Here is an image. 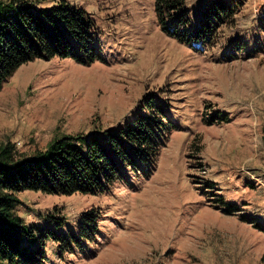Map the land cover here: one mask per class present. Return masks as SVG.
Masks as SVG:
<instances>
[{
  "label": "rangeland",
  "instance_id": "rangeland-1",
  "mask_svg": "<svg viewBox=\"0 0 264 264\" xmlns=\"http://www.w3.org/2000/svg\"><path fill=\"white\" fill-rule=\"evenodd\" d=\"M68 1L94 19L101 58L21 65L0 89V147L21 159L67 134L106 142L150 100L175 127L102 192L17 193L28 226L64 236L42 241L41 264H264V0H240L208 46L162 31L154 0ZM212 1L186 0L193 26Z\"/></svg>",
  "mask_w": 264,
  "mask_h": 264
},
{
  "label": "trees",
  "instance_id": "trees-1",
  "mask_svg": "<svg viewBox=\"0 0 264 264\" xmlns=\"http://www.w3.org/2000/svg\"><path fill=\"white\" fill-rule=\"evenodd\" d=\"M185 3L154 0L160 28L182 43L208 46L220 24L234 16L240 0H213L196 26ZM95 29L89 13L68 0L43 9L27 0L0 1V89L21 65L36 59L72 58L85 65L100 59ZM147 107L149 115L141 113L119 130L105 131L106 142L97 135L67 134L21 159L15 158L11 145L0 147V264H41L42 241L64 239L52 229L39 232L23 221L16 213L18 192L97 194L124 178L123 167L133 171L152 164L163 128L174 129L175 124L152 100ZM235 208L225 203L227 212ZM91 221L96 228V220Z\"/></svg>",
  "mask_w": 264,
  "mask_h": 264
}]
</instances>
